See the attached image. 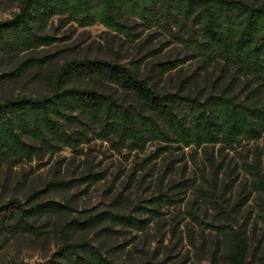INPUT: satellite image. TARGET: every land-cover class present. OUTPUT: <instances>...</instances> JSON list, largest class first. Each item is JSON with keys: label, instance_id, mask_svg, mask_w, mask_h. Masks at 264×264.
<instances>
[{"label": "rangeland", "instance_id": "1", "mask_svg": "<svg viewBox=\"0 0 264 264\" xmlns=\"http://www.w3.org/2000/svg\"><path fill=\"white\" fill-rule=\"evenodd\" d=\"M264 4V0H246ZM17 0H0V20L9 18ZM128 38L96 22L79 26L51 18L44 34L49 43L21 52L0 65V74L14 70L30 56L44 63L28 66L0 82V99L50 92L49 79L70 59L101 58L120 63L160 92H182L204 99L229 93L243 100V77H233L220 63L206 66L190 49L153 26L129 19ZM175 67L163 70L162 64ZM120 102L135 101L107 81L78 80ZM258 99L264 103V92ZM74 148L46 152L31 160L0 163V204L11 198L67 204L60 213L27 221L42 234L0 229V264L10 260L49 261L61 244L56 227L101 212L131 216L137 226L101 220L71 228L70 242H88L115 264H229L231 244L245 262L264 257V131L258 139H240L233 149L206 145L198 149L148 141L141 150L95 135ZM53 264H67L55 259Z\"/></svg>", "mask_w": 264, "mask_h": 264}, {"label": "trees", "instance_id": "2", "mask_svg": "<svg viewBox=\"0 0 264 264\" xmlns=\"http://www.w3.org/2000/svg\"><path fill=\"white\" fill-rule=\"evenodd\" d=\"M9 18L0 20V65L21 52L49 43L44 31L51 18L79 26L96 22L128 38L129 19L153 26L191 50L206 66L220 63L233 77H243L248 92L243 100L229 93L204 99L182 92H160L145 78L117 62L101 58L66 60L49 79L50 92L41 96L17 95L0 99V163L31 160L63 147L74 148L95 135L117 139L130 150H141L148 141L176 143L198 149L220 145L233 149L240 139H258L264 131V4L246 0H17ZM44 63L30 56L11 72L1 73L0 82L28 66ZM162 64L163 70L175 67ZM74 79L115 84L136 103L131 107L95 86H76ZM36 193L24 202L11 198L0 204V229L27 231L40 236L28 219L60 213L67 204L36 201ZM106 220L115 225L137 226L131 216L101 212L83 221L76 218L56 227L61 244L51 259L6 264H115L88 242H70L71 228ZM229 264L244 261L240 248L231 244ZM256 264H264V257Z\"/></svg>", "mask_w": 264, "mask_h": 264}]
</instances>
